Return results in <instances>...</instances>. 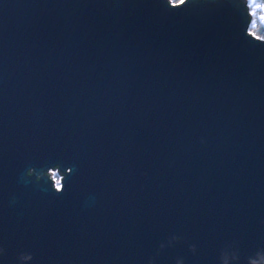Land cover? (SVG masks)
I'll use <instances>...</instances> for the list:
<instances>
[{
  "label": "water",
  "instance_id": "95a60500",
  "mask_svg": "<svg viewBox=\"0 0 264 264\" xmlns=\"http://www.w3.org/2000/svg\"><path fill=\"white\" fill-rule=\"evenodd\" d=\"M250 19L246 0H0V264H264ZM57 164L62 195L25 175Z\"/></svg>",
  "mask_w": 264,
  "mask_h": 264
},
{
  "label": "clouds",
  "instance_id": "9594fccd",
  "mask_svg": "<svg viewBox=\"0 0 264 264\" xmlns=\"http://www.w3.org/2000/svg\"><path fill=\"white\" fill-rule=\"evenodd\" d=\"M169 7H182L184 4H187V0H167ZM247 7L250 14V25L246 32V35L255 40L258 43H264V0H247ZM205 141L201 139V143ZM72 172V169L69 168L64 170L61 165L57 164L53 167L48 168L43 171L41 175L36 174V169L30 167L26 169L25 175L28 178L35 177L36 181L39 183L44 178L50 183L51 190L54 191L57 195H62L66 188L67 178ZM181 237L173 235L170 237V241H180ZM160 248H163L164 245L161 243ZM192 251H195V245L189 246ZM29 260L33 259L31 253L27 255ZM148 264H153V260H149Z\"/></svg>",
  "mask_w": 264,
  "mask_h": 264
},
{
  "label": "rangeland",
  "instance_id": "374dc122",
  "mask_svg": "<svg viewBox=\"0 0 264 264\" xmlns=\"http://www.w3.org/2000/svg\"><path fill=\"white\" fill-rule=\"evenodd\" d=\"M246 2H247V0H246Z\"/></svg>",
  "mask_w": 264,
  "mask_h": 264
},
{
  "label": "trees",
  "instance_id": "16d2710c",
  "mask_svg": "<svg viewBox=\"0 0 264 264\" xmlns=\"http://www.w3.org/2000/svg\"><path fill=\"white\" fill-rule=\"evenodd\" d=\"M249 10V9H248Z\"/></svg>",
  "mask_w": 264,
  "mask_h": 264
}]
</instances>
